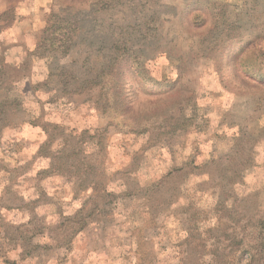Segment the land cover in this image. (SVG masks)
Instances as JSON below:
<instances>
[{
  "label": "rangeland",
  "instance_id": "374dc122",
  "mask_svg": "<svg viewBox=\"0 0 264 264\" xmlns=\"http://www.w3.org/2000/svg\"><path fill=\"white\" fill-rule=\"evenodd\" d=\"M101 1L0 0L8 96L23 105L12 120L36 123L0 136V264H227L229 250L230 261L254 254L264 0H107L100 10ZM60 18L86 29L75 51L55 56L43 38ZM113 37L127 63L111 61ZM105 64L104 93L59 89L62 69Z\"/></svg>",
  "mask_w": 264,
  "mask_h": 264
},
{
  "label": "trees",
  "instance_id": "16d2710c",
  "mask_svg": "<svg viewBox=\"0 0 264 264\" xmlns=\"http://www.w3.org/2000/svg\"><path fill=\"white\" fill-rule=\"evenodd\" d=\"M98 5L102 7L100 8V10H104L107 9L108 6H110V3L107 2V0H102L98 3ZM92 6L93 7L89 15L94 12V7L96 5ZM69 24L70 25H68V20L66 18H60V20L52 26L53 28H50V35L47 38H43V49L45 52L50 51L55 56L59 53L61 55H67L71 51H75V49L80 46V44L84 41V33H82V30L86 29L85 24L81 25L83 24V22L80 18L79 20L75 19L73 21H70ZM1 30L2 29L0 27V32ZM96 41L97 43L93 42V44H90V48L96 45L104 46L105 44H107L106 39H100L99 41ZM113 42L116 53L119 55L112 58L111 61L116 63L124 61L127 63L128 59L124 57L125 54L120 53V51L123 49L122 46L124 43L120 40L116 41V38L114 37ZM102 49L103 48H101L100 50ZM5 65L6 63L3 58H0V93L2 92V95L0 97V136L2 135V131L4 129L15 127L18 128L19 125L25 124L36 125L32 117H29V119L27 118L26 120L19 119L20 121L18 120L17 122L15 121V118L14 120H12L15 115L23 110V105L21 104L19 98L15 97L14 99H11L8 96V94L10 93L11 85L9 84V86L7 84V82H10V76L6 72ZM106 65L107 64L101 65V68H98L96 70L91 66L88 68V72L85 75L74 73L72 70L62 69L63 71H61L59 74V89H61V91L64 90V92L66 93H73L83 92L87 90L91 91L94 88L101 87V91L102 93H104L107 82L106 79L110 77V75H107L112 70V65H109L108 67ZM18 122H20L21 124H19ZM253 245L255 250L254 254L248 249H243V253L245 254V252H247V254L243 256L244 254L241 250V255H237L238 253H236L231 261L230 255H233L235 253L230 250L229 252H226V257L228 256L227 264H264V221L260 222L259 234H257L256 243Z\"/></svg>",
  "mask_w": 264,
  "mask_h": 264
}]
</instances>
